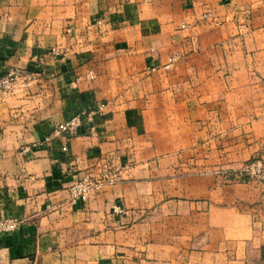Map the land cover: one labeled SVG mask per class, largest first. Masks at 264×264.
<instances>
[{
  "label": "crops",
  "instance_id": "obj_1",
  "mask_svg": "<svg viewBox=\"0 0 264 264\" xmlns=\"http://www.w3.org/2000/svg\"><path fill=\"white\" fill-rule=\"evenodd\" d=\"M13 68L0 264H264V183L236 178L264 148V0H0ZM105 165L118 181L71 202Z\"/></svg>",
  "mask_w": 264,
  "mask_h": 264
},
{
  "label": "built area",
  "instance_id": "obj_2",
  "mask_svg": "<svg viewBox=\"0 0 264 264\" xmlns=\"http://www.w3.org/2000/svg\"><path fill=\"white\" fill-rule=\"evenodd\" d=\"M175 60V57L172 58ZM89 78H94L92 72L89 73ZM32 80V74L21 68L10 69L5 75L0 77V92L2 94L10 93L14 87L21 83L22 86H28ZM94 111H88L85 116H74L67 121H64L54 129L55 135L63 133L73 134L81 127L84 119L92 117ZM237 179H255L264 183V148L261 149L248 160L243 167L237 171ZM119 176L117 173L104 166V169L94 175L87 174L75 183L70 188L71 202L86 200L92 194L97 192L105 184H113L117 182ZM117 210H123L118 207ZM22 223V219L15 216L0 217V234L11 233L15 231Z\"/></svg>",
  "mask_w": 264,
  "mask_h": 264
},
{
  "label": "rangeland",
  "instance_id": "obj_3",
  "mask_svg": "<svg viewBox=\"0 0 264 264\" xmlns=\"http://www.w3.org/2000/svg\"><path fill=\"white\" fill-rule=\"evenodd\" d=\"M172 58H173V57H172ZM172 58H171V63H170V65L173 64V63L175 62L174 60L172 61ZM175 58L177 59V56H175ZM259 91H264V88L261 87ZM259 151H260V150H259ZM255 155H256V154H255ZM250 159H251V158H250ZM250 159H249V160H250ZM166 162H168V161H166ZM245 163H246V162H245ZM124 164L126 165V167H128V166H129V167H132V166H133V165H132V164H133V161H127V162H125ZM126 167H125V168H126ZM242 167H243V166H242ZM242 167H241V168H242ZM102 170H103V169H102ZM102 170H101V171H102ZM101 171H100V172H101Z\"/></svg>",
  "mask_w": 264,
  "mask_h": 264
}]
</instances>
